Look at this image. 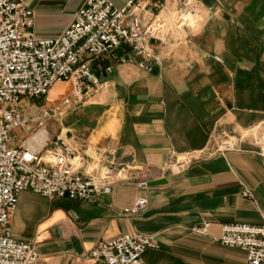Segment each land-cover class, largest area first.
<instances>
[{"label":"crops","instance_id":"0c3cea01","mask_svg":"<svg viewBox=\"0 0 264 264\" xmlns=\"http://www.w3.org/2000/svg\"><path fill=\"white\" fill-rule=\"evenodd\" d=\"M21 1L33 10L39 38L59 36L85 2ZM141 2L166 19L150 39L158 58L151 71L123 43L111 55L89 59L106 82L93 96L75 103L71 82L61 81L48 93L67 84L59 100L30 109L41 117L43 109L58 107L60 114L45 118L48 136L59 135L87 158L136 162L154 170L151 180L166 182L142 190L137 180L119 181L86 200L22 191L11 231L34 241L32 264H104L88 258L96 243L136 233L159 243L144 250L145 264H247L245 250L216 237L223 223H264V157L242 141L245 131L264 123V0H199L191 27L175 24L176 0ZM128 56L131 62H120ZM65 96L70 101L61 104ZM34 125L32 132L15 130L12 145L37 130ZM226 137L234 147L216 150ZM139 196L146 206L124 214ZM203 222L210 223L208 234L194 230Z\"/></svg>","mask_w":264,"mask_h":264},{"label":"built area","instance_id":"2783aa9c","mask_svg":"<svg viewBox=\"0 0 264 264\" xmlns=\"http://www.w3.org/2000/svg\"><path fill=\"white\" fill-rule=\"evenodd\" d=\"M176 1L175 24L191 27L199 0ZM165 25L166 19L148 12L141 0H126L121 6L111 0H85L59 36L39 38L34 33V13L28 5L21 0H0V264H32L38 259L34 241L18 239L11 231L12 214L22 191L48 198L86 200L108 191L119 181L137 180L138 187L144 190L154 177V170L148 166L87 158L59 135L48 136L45 118L60 114L58 107L43 109L36 122L38 129L17 145L11 142L15 130L27 127L29 118L24 109L32 106L29 100L46 97L57 82H71L75 103L105 86L106 82L91 69L89 59L111 55L125 43L140 57L138 66L151 71L158 58L150 39ZM132 60L128 56L120 62ZM105 70L110 71V67ZM69 101L70 96H65L61 104ZM38 131L44 133L40 140L34 137ZM257 143L258 153L264 157V130ZM223 147H234V143L226 137L216 150ZM187 160L186 155L178 164ZM242 195L250 193L245 189ZM146 204V197L139 196L123 208V213L135 214ZM209 225L203 222L194 230L208 234ZM216 240L245 250L247 264H264V223H223ZM157 247L154 235L123 234L96 243L88 258L104 264H145L144 250Z\"/></svg>","mask_w":264,"mask_h":264},{"label":"rangeland","instance_id":"374dc122","mask_svg":"<svg viewBox=\"0 0 264 264\" xmlns=\"http://www.w3.org/2000/svg\"><path fill=\"white\" fill-rule=\"evenodd\" d=\"M173 20H175V19H173ZM172 22H174V21H172ZM174 24V23H173ZM67 87H68V85L67 84H63V85H61L60 87H58V88H56L55 89V92H53L52 94H49V95H47L46 97H41V98H39V99H33V100H29V102H28V105H40V107H42V105L41 104H44V106L46 105V103H49V104H52V101H57V100H59L60 99V97L62 96V95H64V93L67 91ZM26 101V100H25ZM31 106V107H32ZM24 112L28 115V118H29V120H28V124H27V127L26 128H23V129H17V131L15 132V133H17V135H18V133H21L22 131H29V132H32L33 131V129H34V127H35V125L34 124H36L37 125V120H38V116H36L34 113H33V111L30 109V108H28V107H26L25 109H24ZM42 113V112H41ZM35 117H37L36 119H35ZM47 127H48V130L49 131H51L52 130V127H53V125H50V124H48L47 125ZM264 130V123H262V124H260V125H258V126H256V127H253L252 129H250L249 131H245L243 134H242V141L244 142V141H250V142H252L254 145H257L258 143H257V141L259 140V138H260V135L262 134V131ZM251 135H254L256 138H255V141H253L252 139L253 138H251ZM229 139V138H228ZM223 140L224 139H222V140H220L219 142H223ZM257 140V141H256ZM229 141L231 142V143H234V141L233 140H231V139H229Z\"/></svg>","mask_w":264,"mask_h":264},{"label":"water","instance_id":"95a60500","mask_svg":"<svg viewBox=\"0 0 264 264\" xmlns=\"http://www.w3.org/2000/svg\"><path fill=\"white\" fill-rule=\"evenodd\" d=\"M166 182L165 179H156V180H151L147 183L148 186H153V185H158Z\"/></svg>","mask_w":264,"mask_h":264},{"label":"bare ground","instance_id":"6f19581e","mask_svg":"<svg viewBox=\"0 0 264 264\" xmlns=\"http://www.w3.org/2000/svg\"><path fill=\"white\" fill-rule=\"evenodd\" d=\"M43 136H44L43 131H38L37 133H35V136H34V137H35L37 140H40V139L43 138Z\"/></svg>","mask_w":264,"mask_h":264}]
</instances>
